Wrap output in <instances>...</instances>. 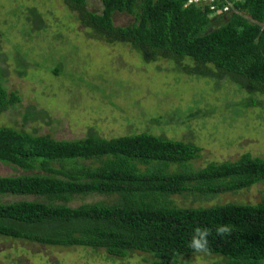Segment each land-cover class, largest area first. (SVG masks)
I'll return each mask as SVG.
<instances>
[{
  "label": "trees",
  "instance_id": "16d2710c",
  "mask_svg": "<svg viewBox=\"0 0 264 264\" xmlns=\"http://www.w3.org/2000/svg\"><path fill=\"white\" fill-rule=\"evenodd\" d=\"M62 1L98 40L128 44L147 62L173 61L185 75L227 79L251 96L264 97V0H243L235 5L238 12L218 17H210L208 9L184 8L186 0H101L100 14L86 9L88 0ZM116 12L134 15L135 23L114 27ZM37 18L41 29L39 13ZM186 60L194 66H181ZM17 101L0 81V113ZM200 151L148 133L58 141L0 127V163L23 172L0 176V197L41 198L0 204V236L45 247L102 250L119 259L140 252L152 264H188L181 258L200 254L229 264H264V199L185 208L169 199L248 189L264 182V160L245 154L194 170L190 163ZM170 166L178 168L170 172ZM92 194L116 199L109 205H66L73 196ZM220 224L232 225V235L217 237ZM197 226L213 230L207 253L190 247Z\"/></svg>",
  "mask_w": 264,
  "mask_h": 264
},
{
  "label": "rangeland",
  "instance_id": "374dc122",
  "mask_svg": "<svg viewBox=\"0 0 264 264\" xmlns=\"http://www.w3.org/2000/svg\"><path fill=\"white\" fill-rule=\"evenodd\" d=\"M86 9L100 14L101 0H88ZM135 21L134 15L125 13L112 16L114 27ZM188 64L194 66L187 60L181 66ZM0 81L8 95L18 98L0 113V127L58 141L91 134L111 139L148 133L198 146L199 157L190 163L194 170L209 163L235 162L245 154L264 160V97L251 96L227 79L185 75L176 71L173 61L147 62L128 44L98 40L62 0H0ZM21 173L0 163V176ZM115 199L116 195H76L66 205H109ZM169 199L182 208L253 205L264 199V182L234 193L195 199L183 193ZM21 200L41 198L1 196L0 204ZM181 259L188 264H229L213 255ZM0 264H152V260L140 252L119 259L102 250L45 247L0 236Z\"/></svg>",
  "mask_w": 264,
  "mask_h": 264
},
{
  "label": "clouds",
  "instance_id": "9594fccd",
  "mask_svg": "<svg viewBox=\"0 0 264 264\" xmlns=\"http://www.w3.org/2000/svg\"><path fill=\"white\" fill-rule=\"evenodd\" d=\"M232 225L220 224L215 228L217 237L226 238L232 235ZM212 229L208 227L197 226L192 230L190 247L195 253H207L209 251V237L212 235Z\"/></svg>",
  "mask_w": 264,
  "mask_h": 264
},
{
  "label": "built area",
  "instance_id": "2783aa9c",
  "mask_svg": "<svg viewBox=\"0 0 264 264\" xmlns=\"http://www.w3.org/2000/svg\"><path fill=\"white\" fill-rule=\"evenodd\" d=\"M242 2L243 0H186L184 8L193 6L202 10L208 9L210 17H218L238 12L235 5Z\"/></svg>",
  "mask_w": 264,
  "mask_h": 264
}]
</instances>
